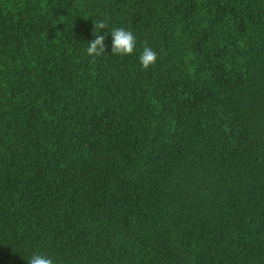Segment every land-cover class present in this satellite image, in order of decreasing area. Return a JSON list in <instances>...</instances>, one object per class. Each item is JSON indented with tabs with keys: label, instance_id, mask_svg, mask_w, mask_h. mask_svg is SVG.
I'll return each mask as SVG.
<instances>
[{
	"label": "trees",
	"instance_id": "obj_1",
	"mask_svg": "<svg viewBox=\"0 0 264 264\" xmlns=\"http://www.w3.org/2000/svg\"><path fill=\"white\" fill-rule=\"evenodd\" d=\"M34 252L264 264V0H0V264Z\"/></svg>",
	"mask_w": 264,
	"mask_h": 264
},
{
	"label": "clouds",
	"instance_id": "obj_2",
	"mask_svg": "<svg viewBox=\"0 0 264 264\" xmlns=\"http://www.w3.org/2000/svg\"><path fill=\"white\" fill-rule=\"evenodd\" d=\"M94 25V39L90 40L85 48L87 56L94 60L106 56L105 53L108 49L106 38L109 36L111 38V55L131 56L134 54L138 41L132 30L123 27L109 29L107 22L103 19L96 21ZM106 29L107 34H105ZM157 59V53L147 45L138 56L140 65L145 69L154 66ZM27 262L28 264H56L53 258L38 252H34Z\"/></svg>",
	"mask_w": 264,
	"mask_h": 264
}]
</instances>
